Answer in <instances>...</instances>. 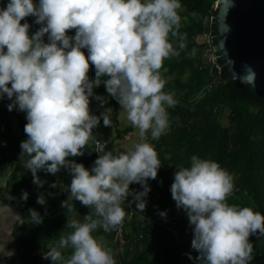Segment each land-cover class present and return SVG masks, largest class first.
I'll list each match as a JSON object with an SVG mask.
<instances>
[{"label": "clouds", "instance_id": "1", "mask_svg": "<svg viewBox=\"0 0 264 264\" xmlns=\"http://www.w3.org/2000/svg\"><path fill=\"white\" fill-rule=\"evenodd\" d=\"M180 7L179 0H39L38 4L9 0L0 9V98L6 94L12 100L9 111L18 108L26 113L27 139L21 142L19 154L28 157L24 167L39 187L44 183L39 171L55 175L67 169L72 177L70 195L61 206L71 212V201H79L98 217L90 212L83 223L67 222L74 231L60 238L59 247L71 248L70 256L52 248L42 253L43 259L53 264H116L111 250L92 232L122 225L126 213L121 203L129 195L141 213L145 210L147 182L157 178L161 167L158 154L149 143H137L127 153L99 155L91 170L68 158L83 155L101 119L105 127L111 126L105 112L96 116L89 108L101 77H107L103 81L107 93L126 110L141 138L151 130L152 139H159L168 127L166 106L174 107L177 101L174 93L163 91L160 69L165 59L180 55L169 33L180 38V50L186 48L179 33ZM29 16L41 25L33 34L27 22L21 23ZM73 29L75 36L70 37ZM82 49H87V56ZM90 65L95 68L94 80L88 77ZM248 72L244 80L252 83L251 69ZM133 183L144 191L130 192ZM233 187L232 176L218 163L195 155L190 167L174 173L172 199L192 226L197 264H249L254 258L249 237H264V214L226 203ZM28 195L24 191L21 199L27 201ZM37 203L46 204L43 195ZM28 212L33 224L43 223L35 209Z\"/></svg>", "mask_w": 264, "mask_h": 264}, {"label": "trees", "instance_id": "2", "mask_svg": "<svg viewBox=\"0 0 264 264\" xmlns=\"http://www.w3.org/2000/svg\"><path fill=\"white\" fill-rule=\"evenodd\" d=\"M185 4L194 14L187 13V22L179 27V33L183 36L186 48L179 49L180 38L173 37L169 33V41L175 40L173 47L180 52L179 56H173L163 61L165 75H173L165 82L163 91L171 93L181 91L175 100L174 107H167L168 129L159 139H151L158 154L161 167L155 180L149 179L150 191L146 200L145 212L152 220L144 219L133 214L130 219L124 221L119 234L115 238L117 247H121L116 264H197L196 257L199 253L191 247L193 240L192 226L189 224L187 214L183 209H178L172 199L171 185L174 182V173L178 168L190 167L191 157L197 156L202 160H209L219 164L230 176H232L233 191L228 196L226 203L230 206L249 207L254 211L264 214V100L260 101L244 90L226 83L222 78L223 66L210 64L201 57L203 45L195 42V37L204 32H210V19L215 9L212 4L216 0H179ZM9 0H0V9L6 7ZM35 4L39 0H34ZM4 5V6H3ZM3 6V7H2ZM26 19L31 22L29 33H35L41 25L36 24L35 17ZM204 20V22H203ZM211 34V33H210ZM70 37L75 36V30L68 32ZM212 43V41H211ZM87 49H82L84 52ZM196 50V54L193 52ZM185 80H180L185 75ZM89 79H95L94 65H90ZM101 84L94 87L100 94V107H111L110 117L116 120L115 107L118 101L106 94L103 81L107 77H101ZM90 112L100 116L94 110V103L89 100ZM12 103L6 94L0 98V165L10 166L13 172L16 164L26 162L28 157L22 156L20 144L27 139L24 127L27 123L26 113L18 108L8 110ZM226 114L229 125L223 126L219 118ZM101 119L98 127L93 129L92 137L100 138L105 130ZM130 130L129 126L122 130H116L114 139H120L121 134ZM101 139V138H100ZM113 140L106 141L103 155L111 152L114 156L121 153L113 152ZM83 155L69 157L76 163L93 164L98 158L92 145L82 149ZM102 155V156H103ZM22 158V159H21ZM26 169V168H25ZM10 173L7 191L10 197L0 190V202L7 206L14 216L10 234L14 241L12 252L3 257V264H10L16 259L18 264H53L50 259H43L37 253L50 250L48 245L60 237L62 227H67L70 216H84L92 213L94 219L95 210L83 206L79 201L72 200L74 210L69 212L61 206L69 195L56 193L54 179L51 173L41 170L37 173L43 186L36 185L38 194H43L45 205L33 202L32 190L33 175L26 169L25 175L16 176ZM59 172H69L61 168ZM130 192H142L144 188L133 183L129 186ZM26 191L27 201L21 199ZM132 206L136 209L137 201L133 195L128 196ZM121 207L127 214L128 209L122 201ZM29 209H35L43 217V223L36 225L31 222ZM181 211L178 218V235L172 236L162 226L168 223L171 216ZM166 212V216H161ZM103 228L94 230L93 233H102ZM114 229H112V233ZM253 244L254 258L249 264H264V237L253 234L249 237ZM115 246H113V249ZM113 251H111V254ZM189 254L192 259H189ZM62 255L67 258V254Z\"/></svg>", "mask_w": 264, "mask_h": 264}, {"label": "water", "instance_id": "3", "mask_svg": "<svg viewBox=\"0 0 264 264\" xmlns=\"http://www.w3.org/2000/svg\"><path fill=\"white\" fill-rule=\"evenodd\" d=\"M210 19L213 52L223 80L264 100V0H216ZM251 69L253 82L244 80Z\"/></svg>", "mask_w": 264, "mask_h": 264}, {"label": "rangeland", "instance_id": "4", "mask_svg": "<svg viewBox=\"0 0 264 264\" xmlns=\"http://www.w3.org/2000/svg\"><path fill=\"white\" fill-rule=\"evenodd\" d=\"M180 2V1H179ZM181 7L177 10L179 16L181 17V21H180V26H182L184 23L187 22V16L185 13H187L189 16L194 17L193 12L182 2H180ZM216 1L213 2L212 4V9L216 8ZM4 6V5H3ZM2 6V7H3ZM211 16V15H210ZM27 22L29 25H31V22H29L26 18L24 20L21 21V23H25ZM204 22V20H203ZM43 40L45 43H48V36L47 34H45V36L43 37ZM170 42L172 43V45L175 44V40L171 39ZM195 42L197 44H201L203 45V49L201 51V57L204 58L205 61L209 62L210 64H214L216 67H218V65L216 64V59L214 56V52H213V46L212 43H207L206 42V36L205 35H198L195 37ZM85 55L87 56V50L84 51ZM194 53L196 54V50H194ZM173 57V56H170ZM169 57V58H170ZM165 68H161L160 69V74H161V78L166 82L167 80H169L170 78H172L173 75H165L164 74ZM186 77L185 75H182L180 77V80L184 81ZM93 93L94 95L92 97L89 98V100H91L94 103V110L96 112H98L100 115L101 113L105 112L106 115L109 116L110 120H111V126L110 127H106L104 132L101 134L100 138L103 141H109V140H113V152H119V153H127L130 152L132 150H134V147L137 143H149L152 139L151 137V130H149L145 136L143 138H141L140 134H139V129L134 127L130 121H128L127 119V112L126 110L122 109L121 105L118 103L115 107V111H116V120H113L110 117V113L112 112V108L111 107H100L101 105V100H98L97 97H100V94L95 90V88L93 89ZM166 93L172 94L169 91H167ZM181 93V91L176 92V94H174V99L178 97V95ZM106 94L108 96H110L107 91ZM220 123L223 126H227L229 125L227 122V118H226V114L223 113L222 116L219 118ZM129 126L130 130L125 133V134H121L120 139H114V135H115V131L118 130H122L124 127ZM168 127L164 130L167 131ZM87 147L91 146V141H89L86 145ZM22 159V158H21ZM25 162L20 161L16 164V168L13 172V168L10 166H4V165H0V182L2 181V179L4 178L6 173H9V176L7 178V182L5 184V187L3 188L5 195L7 197H10L7 191L8 185L11 183V181L9 180L10 177V173L13 172L16 176H20V175H25L26 174V169L24 167ZM93 164H89L87 165L86 169L91 170V168L93 167ZM53 179H54V183L56 184V187H54V191L56 193H64L66 195H70V193L68 192V186L71 183V175L69 172L64 173V172H58L55 175H53ZM32 190L34 192L33 195V202L35 204L37 203V198L43 194H38L37 190H36V184H34L32 182ZM44 196V195H43ZM45 198V197H44ZM97 219V218H96ZM72 220H77L81 223L84 222L83 218L80 216H70L68 218V223H70ZM74 231L73 229L69 228V227H62L60 230V237L58 240L50 243L48 245V247L50 249L52 248H57L58 251H60L63 254H67V257L70 256L72 249L71 248H60L59 247V241L60 238L66 237L67 235L71 234V232ZM92 236L101 244L103 245V247L105 249H110L111 251H113L112 255L115 259V262L118 259L119 253L121 251V247H117L115 244V240H114V236L112 233V230L108 231V232H102V233H93ZM113 246H115V249H113ZM38 256H42V251L37 253Z\"/></svg>", "mask_w": 264, "mask_h": 264}, {"label": "built area", "instance_id": "5", "mask_svg": "<svg viewBox=\"0 0 264 264\" xmlns=\"http://www.w3.org/2000/svg\"><path fill=\"white\" fill-rule=\"evenodd\" d=\"M208 19H211V16H208ZM202 35L206 36V42L210 43L211 42V34L210 32H204ZM88 53V52H87ZM88 77H89V72H88ZM9 87H11V85L9 84ZM91 141V145L93 147V151L95 153V155L97 157H99V155H103L105 146H106V142L103 141L100 138H95L92 137ZM128 209V212L126 214V218L125 221L130 219V217L133 214H136L138 217L144 218V219H148V220H152V222L156 223V220L151 219L150 217L147 216L146 212L143 211L142 213L139 210H136L129 198L127 197V200L123 201ZM181 214V211H177L174 215L171 216L170 220L168 223H163L162 226L165 228L166 231H168L172 236L177 237L178 235V216ZM125 221H123V224L125 223ZM122 225L118 226L116 229H114L113 232V236H114V240L117 237V235L119 234L120 230L122 229Z\"/></svg>", "mask_w": 264, "mask_h": 264}, {"label": "crops", "instance_id": "6", "mask_svg": "<svg viewBox=\"0 0 264 264\" xmlns=\"http://www.w3.org/2000/svg\"><path fill=\"white\" fill-rule=\"evenodd\" d=\"M9 173H6L0 182V190L7 182ZM14 221V216L7 206L0 202V264H3V257L12 252L14 248V241L10 234V229ZM10 264H18L16 259L11 260Z\"/></svg>", "mask_w": 264, "mask_h": 264}]
</instances>
